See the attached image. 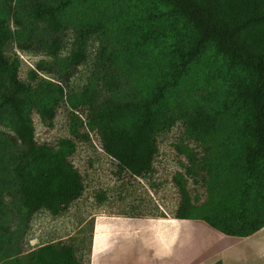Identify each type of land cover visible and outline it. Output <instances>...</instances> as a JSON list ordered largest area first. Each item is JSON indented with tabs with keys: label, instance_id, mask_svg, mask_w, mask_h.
Returning <instances> with one entry per match:
<instances>
[{
	"label": "trees",
	"instance_id": "trees-1",
	"mask_svg": "<svg viewBox=\"0 0 264 264\" xmlns=\"http://www.w3.org/2000/svg\"><path fill=\"white\" fill-rule=\"evenodd\" d=\"M12 1L0 0V113L7 116L13 132L0 139V150L5 164H10L6 167L27 221L41 210L59 215L85 190L83 177L70 160L75 142L64 139L51 145L36 140L33 115L53 127L67 97L74 111L86 113L87 128L98 133L103 151L119 170L135 177L153 170L158 136L183 122L200 148L181 149L189 164L186 175L206 185L208 199L194 204L188 179L178 173L173 181L181 200L174 219L203 221L230 237H249L264 228V0H157L189 25L191 40L187 47L173 44L167 77L147 83L140 92L135 88L132 97L123 90L134 78L135 66L121 49L110 50L104 40L89 83L80 93H65L87 59L90 38L108 34V22L101 16H76L91 10L95 0H19L14 7ZM11 18L15 30L8 25ZM71 28L73 52L62 58L65 33ZM9 41L21 51L52 57V62H40L37 70L59 83L42 79L34 88L23 82L20 60L10 62L5 55ZM198 59L219 62L221 73L229 76L223 100L181 101L177 92L174 96L175 85L184 81ZM31 76L37 77L36 72ZM71 133L82 138L74 120ZM223 177L228 180L224 187ZM14 261L6 264H22ZM26 264L82 263L71 245L48 244Z\"/></svg>",
	"mask_w": 264,
	"mask_h": 264
},
{
	"label": "rangeland",
	"instance_id": "rangeland-1",
	"mask_svg": "<svg viewBox=\"0 0 264 264\" xmlns=\"http://www.w3.org/2000/svg\"><path fill=\"white\" fill-rule=\"evenodd\" d=\"M94 2L91 10L86 9L76 16L79 19L85 15H89L91 19L101 16L108 22V34L104 36L98 33L90 38L86 48L87 59L65 87L66 95L82 92L89 83L96 69L103 40L110 50L121 49V55L135 66L134 78L124 83V94L132 97L135 88L140 92L147 83L167 77L165 72L173 57V44L187 47L190 43L189 25L157 0ZM9 4L14 7L19 4V0H13ZM8 25L12 30L16 29L13 18L8 21ZM2 31L0 17V34ZM74 41L75 32L71 28L65 33L60 52L62 58L73 52ZM4 51L10 62L20 60L19 77L23 82L30 83L34 88L42 79L59 83L54 76L37 70L40 62L53 61L45 52L21 51L14 41H9ZM221 70L222 66L217 61L211 63L198 59L190 74L183 77L184 81L175 85L174 96L177 92L181 101L202 97L213 100L216 98V102L223 100L229 76L221 73ZM33 71L37 74L35 78L31 76ZM139 72L142 73L141 82L138 81ZM72 120L78 126L82 138L75 139L72 136ZM33 122L36 140L40 144L57 145L64 139L75 142L76 151L70 160L82 175L85 190L79 200L59 215L54 216L47 210H41L27 221L26 211L15 197L16 189L6 167L10 164H5L4 153L0 150V264L14 260L26 264L36 250L48 244L71 245L82 264H92L95 225L101 218L113 221L103 227V233L106 230L103 235L105 254L122 251L124 254L118 260L123 257L126 261L129 260L127 264L154 263L160 257L168 256L167 252L160 255L157 239L167 238L169 232H165L166 222L175 221L174 215L180 205L181 198L173 181L174 177L182 173L188 179V189L194 204L200 205L208 199L206 185L201 182L198 184L186 175L189 164L181 149L188 147L200 152V148L187 135L183 122H177L171 130L158 136V154L153 170L143 177L131 176L119 170L118 163L103 151L98 133L87 128L86 113L74 111L67 97L57 111L53 127H46L36 113L33 115ZM10 134L13 135V132L7 116L0 113V139ZM227 182L223 177L222 186ZM172 223L176 226L174 231L177 242L188 229L207 231L201 224ZM172 250V256L179 262H184L185 250L179 247ZM97 256L99 253L95 262ZM167 261L163 259L160 263L167 264ZM214 261L211 259L205 263L213 264Z\"/></svg>",
	"mask_w": 264,
	"mask_h": 264
},
{
	"label": "crops",
	"instance_id": "crops-1",
	"mask_svg": "<svg viewBox=\"0 0 264 264\" xmlns=\"http://www.w3.org/2000/svg\"><path fill=\"white\" fill-rule=\"evenodd\" d=\"M109 221H111L110 218H101L96 222L92 246V264H127L129 260L126 261L123 257L118 260V257L124 254L122 251L120 253L111 252L110 254H105L103 235H105L106 230L104 229L103 233V227H107L106 223L108 224ZM188 221L169 222L168 220L166 222L165 228L167 230L165 232L169 233H167L165 240L157 239V249L160 255L167 252L168 256L160 257L157 262H148L146 264H161L160 262L163 259L168 260L167 264H206L205 262L211 259L215 260L213 264L217 262H222V264H264V228L252 236L240 238L224 235L202 221ZM172 222L178 224H201L207 228V231L188 229L184 231V234L177 242L176 231L170 229L176 227ZM177 247L185 250L186 260L184 259V262H179L176 257L172 256V249ZM98 253L99 256H97V261L95 262V257ZM103 257L104 259H102ZM101 259L102 261L99 262Z\"/></svg>",
	"mask_w": 264,
	"mask_h": 264
},
{
	"label": "bare ground",
	"instance_id": "bare-ground-1",
	"mask_svg": "<svg viewBox=\"0 0 264 264\" xmlns=\"http://www.w3.org/2000/svg\"><path fill=\"white\" fill-rule=\"evenodd\" d=\"M173 220H175V221H177V222H178V221H181V220H176V219H173ZM176 224H178V223H176ZM175 229H176V227H174V229H173V230H175Z\"/></svg>",
	"mask_w": 264,
	"mask_h": 264
}]
</instances>
